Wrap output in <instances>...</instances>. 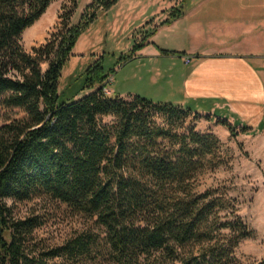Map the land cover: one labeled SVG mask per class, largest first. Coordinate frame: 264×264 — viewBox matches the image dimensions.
<instances>
[{
	"label": "trees",
	"instance_id": "obj_1",
	"mask_svg": "<svg viewBox=\"0 0 264 264\" xmlns=\"http://www.w3.org/2000/svg\"><path fill=\"white\" fill-rule=\"evenodd\" d=\"M53 1L0 0V106L25 115L0 127V264H234L254 231L217 189L196 185L219 139L183 128L191 106L106 94L99 66L88 71L90 93L59 103L62 67L95 13L78 25L68 13L60 33L26 51L21 35ZM108 116L116 121L104 123ZM217 122L233 131L228 120ZM43 195L95 219L102 241L85 232L54 247L32 245L42 220L14 218L6 200Z\"/></svg>",
	"mask_w": 264,
	"mask_h": 264
},
{
	"label": "rangeland",
	"instance_id": "obj_2",
	"mask_svg": "<svg viewBox=\"0 0 264 264\" xmlns=\"http://www.w3.org/2000/svg\"><path fill=\"white\" fill-rule=\"evenodd\" d=\"M92 2L54 0L41 18L21 35L20 43L29 52L33 46L43 44L60 33L68 13L73 12L70 25L85 23L86 15L95 13L83 26L64 62L58 83V102H72L90 93L88 71L99 66L101 77L108 81L106 86L113 91L111 97L120 95L130 100V96L137 95L155 103L176 104L172 100L179 98V89L168 88L161 76L159 82L152 80L156 67L166 74L162 70L168 68L172 57L164 58L158 65L152 64L146 57H135L137 50L134 46L152 36L155 24L160 25L164 15L169 17L176 9L185 12L191 0H117L108 9L95 11L89 7ZM183 21L180 28L160 33L156 43L166 44L163 48L172 52L190 47L193 43L191 37H186L182 32V27L187 23ZM178 57L176 55L175 60L181 65ZM98 86L95 80L93 88ZM24 116V112L18 108L0 106V127ZM218 117L221 115L217 112L208 115L193 110L183 123L184 129L211 132L219 139L213 162L197 176V190L217 189L218 195L235 207L254 235L239 243L234 264H256L264 259V135L249 130L244 132V127L237 123L233 124V131L230 132L227 127L218 124ZM115 121L112 116L103 118L107 124ZM6 202L14 218L37 216L42 220L43 224L33 233L32 245L54 247L85 232L97 235L101 241L104 236L103 227L95 219L75 212L68 205L48 196L27 201L7 199ZM99 261H104V258Z\"/></svg>",
	"mask_w": 264,
	"mask_h": 264
},
{
	"label": "crops",
	"instance_id": "obj_3",
	"mask_svg": "<svg viewBox=\"0 0 264 264\" xmlns=\"http://www.w3.org/2000/svg\"><path fill=\"white\" fill-rule=\"evenodd\" d=\"M166 19L164 15L162 23L155 24L152 36L135 54L156 65L172 57L162 70L166 74L156 67L152 80L159 82L161 76L168 88L179 89V98L172 100L175 105L203 114L217 112L218 118L264 135V2L191 0L180 17L163 23ZM182 20L187 22L182 32L193 44L176 50L182 53L177 55L180 65L176 55L163 54L166 44L156 41L163 31L180 28Z\"/></svg>",
	"mask_w": 264,
	"mask_h": 264
},
{
	"label": "built area",
	"instance_id": "obj_4",
	"mask_svg": "<svg viewBox=\"0 0 264 264\" xmlns=\"http://www.w3.org/2000/svg\"><path fill=\"white\" fill-rule=\"evenodd\" d=\"M184 62L187 64V63H189L190 62V58L189 57H186L185 58V60H184ZM108 83V81H104V85H105V87H104V92L106 93V94H109L111 91L108 89V87L106 86V84Z\"/></svg>",
	"mask_w": 264,
	"mask_h": 264
}]
</instances>
